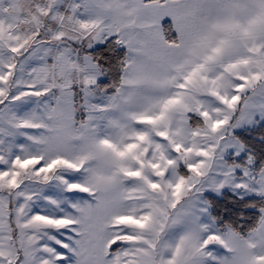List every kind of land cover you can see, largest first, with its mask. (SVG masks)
Segmentation results:
<instances>
[{"label": "snow or ice", "instance_id": "snow-or-ice-1", "mask_svg": "<svg viewBox=\"0 0 264 264\" xmlns=\"http://www.w3.org/2000/svg\"><path fill=\"white\" fill-rule=\"evenodd\" d=\"M260 121L264 0H0V264H264Z\"/></svg>", "mask_w": 264, "mask_h": 264}, {"label": "trees", "instance_id": "trees-1", "mask_svg": "<svg viewBox=\"0 0 264 264\" xmlns=\"http://www.w3.org/2000/svg\"><path fill=\"white\" fill-rule=\"evenodd\" d=\"M173 35H175L173 33ZM108 45H101L93 51L101 52L109 59L114 66L117 59H122L126 53V49L117 48L115 55H109L106 51ZM118 71L113 69L110 76L103 77L100 82L102 86L112 83L114 79H118ZM237 135H240L251 147L256 156V167L264 165V123L247 129ZM246 159V154L242 158V162ZM207 200L211 202V215L218 218V226L223 227L226 224L234 226L244 225L245 227L252 225L254 220L260 215L257 208L250 207L253 203L261 204L264 200L260 197L241 198L233 193L226 192L221 196L207 195Z\"/></svg>", "mask_w": 264, "mask_h": 264}, {"label": "rangeland", "instance_id": "rangeland-1", "mask_svg": "<svg viewBox=\"0 0 264 264\" xmlns=\"http://www.w3.org/2000/svg\"><path fill=\"white\" fill-rule=\"evenodd\" d=\"M99 46H101V45H97L96 48L99 47ZM102 80H103V78H101V80L99 81V83H100ZM258 119H259V118H258ZM261 123H264V122H259L257 125H259V124H261ZM257 125H256V126H257ZM248 129H250V128H248ZM245 130H247V129H238V130H236V134H239V133H241V132H243V131H245ZM243 156H245V154H241V157L237 158V159H238V162L243 163V162L241 161L242 158H243ZM238 174H239V173H238ZM226 192L233 193V194H235V195H237V196H239V197H242V198L258 197V196L254 195V194L245 193V192H243L242 190H241V191H234V190H232V189H230V188H225L220 194H217V193H215V192H211V191H209V192H205V193L203 194V198L207 200V195H214V196H218V197H219V196H221L222 194H224V193H226ZM207 201H208V200H207ZM209 211H210V213H211V208L209 209ZM205 222H210V221H209L207 218H205ZM223 252H224L223 249H218V253H219V254H223Z\"/></svg>", "mask_w": 264, "mask_h": 264}, {"label": "crops", "instance_id": "crops-1", "mask_svg": "<svg viewBox=\"0 0 264 264\" xmlns=\"http://www.w3.org/2000/svg\"><path fill=\"white\" fill-rule=\"evenodd\" d=\"M168 23H170V21H168ZM260 122H264V121H260Z\"/></svg>", "mask_w": 264, "mask_h": 264}]
</instances>
